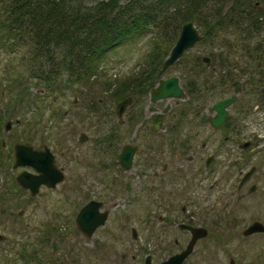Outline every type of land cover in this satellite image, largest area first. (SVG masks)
I'll return each instance as SVG.
<instances>
[{
    "label": "rangeland",
    "instance_id": "obj_1",
    "mask_svg": "<svg viewBox=\"0 0 264 264\" xmlns=\"http://www.w3.org/2000/svg\"><path fill=\"white\" fill-rule=\"evenodd\" d=\"M4 17L0 10V142L3 137L4 146L9 148L5 154L2 153L0 167V233L6 237L0 241V264H143L147 254L151 255L153 263H158L179 252L189 240L188 233L176 227V223L183 221L176 217L180 216L184 205L194 216L193 223L209 231L206 238L197 242L184 264H228L230 257L237 258L236 264H264V234L245 240L237 237L233 241L227 231V221L232 213L238 214L234 216L240 222L241 231L243 224L264 212V168L262 188L256 197L249 199L242 216V204L232 202L224 208V203L216 198L210 173L204 171V167H196L198 165L189 167L187 176L170 181L178 180L179 185L175 188L170 185L166 189L167 192L174 190V193L164 201L146 203L143 194V201L133 202V208L125 212L121 211L124 206L125 209L130 206L128 201L115 199V175L120 169L114 161L99 165L92 161L93 167L85 166L97 141L114 134L115 111L119 101L116 89L123 82L128 84L129 80L143 76L144 71L157 67V60L152 55V52H156L157 40L160 41L156 31L127 39L108 51L94 65L92 73L88 72L90 77L85 82L73 84L71 80L65 83L56 78L54 83H44L41 78L33 76L27 67V43L31 36L25 34L17 42L6 35ZM225 32L229 35L223 34ZM233 34L232 30H222L211 39L206 38L164 72L162 78H180L187 98L151 104L145 95V100L139 103L144 108L138 112V119L132 123L131 129L134 130L140 121H145L143 128L150 125L149 105L160 107L161 104L176 102L175 112L181 105L188 111L202 101L203 95L211 104L216 97L229 94L232 85L222 87L218 83V68L221 66L217 57H225V64L228 65L234 56L241 54L236 47L229 49V42H225L235 40ZM174 40L161 42L158 58L167 54ZM260 41H264V28L259 35L249 38L250 46ZM211 54L215 57L214 65L206 68L201 58L206 55L212 61ZM240 65L238 62L237 66ZM205 78L214 80L215 86L208 93L201 92L199 100L198 94H192L205 85ZM142 96L136 95L135 99L137 97L139 101ZM7 120L12 121L8 131L4 129ZM198 120L192 119L189 125L184 120V123L181 122L182 128L184 131L208 133L210 130L207 126L199 128L194 125ZM83 133L88 140L80 143L79 136ZM128 136L129 133L116 142V148L129 142ZM202 140H198L196 148H199ZM25 142L35 146L41 143L47 145L55 155L56 164L65 172L63 182L53 191L35 199L20 191L15 181L20 169L12 168L13 145ZM138 142L144 143L145 140ZM209 151H202L201 157L207 156ZM139 169L133 167L129 171L132 182L139 181L134 175L139 173ZM183 169L187 171L186 167ZM91 198L102 200L110 214L106 224L87 238L77 229L75 215ZM116 202L119 203L117 208ZM20 211L23 212L20 214ZM165 214H173L171 224L169 220L163 223L158 219V216ZM132 227L137 230V239L131 236ZM53 244L55 249L52 248Z\"/></svg>",
    "mask_w": 264,
    "mask_h": 264
},
{
    "label": "flooded vegetation",
    "instance_id": "obj_2",
    "mask_svg": "<svg viewBox=\"0 0 264 264\" xmlns=\"http://www.w3.org/2000/svg\"><path fill=\"white\" fill-rule=\"evenodd\" d=\"M240 53V55L234 56L233 61L228 64L232 71L236 73V79L233 82L223 84L224 87L229 84L232 85L229 94L216 97L211 104L208 103L207 97L203 95L202 101H198L193 106V109L191 108L188 111L186 107L181 105L175 112L174 105L178 104L176 102L173 104H161L160 107L149 105L147 111L150 112L148 116L150 125L144 128L143 124L145 121H140L139 125L136 124L138 126L134 130L131 129V125L138 119V112H141L142 108H144V106L141 108V104L139 103L145 100V95H147V100L151 104H158L166 100L162 99L152 102L150 98V91L162 78L161 75L157 72L152 79L153 75L148 74L153 70L151 69L144 71V77L140 76L134 80H129L127 86H125L126 83L120 86L118 93L119 101L115 111L116 127L114 134L109 136L112 137V141H107V137H103L101 141H97L96 147L92 148L93 153L86 159L85 166L93 167L92 161L97 165L102 162L114 161L115 166L119 167V173L115 175V199L126 200L130 205L126 209L124 206L121 212L129 210L131 207L133 208V202L135 204L138 200L143 201V194L146 203L164 201L166 197H170L174 193V190L167 192L166 189L170 185L174 186V188L179 185L178 180H174L172 183L170 181L187 176L190 172L189 167L198 165L196 167H204V171L210 173L212 188L217 193L216 198L220 200V203H224V208L232 202L242 204L243 211L240 213L243 216L249 199L256 197L263 185L264 51H242ZM238 62H240V66H237ZM211 65H213V61L210 59L209 67H207L210 68ZM169 77H166V79ZM155 80L156 83H154ZM147 81L148 83L146 84ZM153 83L154 86H150ZM237 85L239 86V90L235 92ZM214 86L201 85L198 90L193 91L192 96L198 94V99L200 100V93L206 92L204 88H213ZM130 91L131 93L128 94ZM141 94L143 96L139 101L137 97L135 99L136 95L139 96ZM233 94H236V100L226 108L227 115L224 122L219 127L213 126L210 122V118L216 115L215 110L211 111L213 105L217 101ZM126 99H129V101L124 110L119 113V104L122 100ZM172 100L176 99L173 98ZM194 118L196 120L199 119L194 123L196 127L207 126L210 131L208 133L191 130L184 131L181 122L184 123V120H186V124L189 125ZM176 129L179 130L176 131ZM128 133L130 141L124 142L119 145V148H116V142L123 140ZM87 138H85V141L88 140ZM199 139L203 140L199 143V148H196ZM139 140H145V142H138ZM25 144L31 145L33 149L38 151H45L46 147L49 148L44 143L39 144V146L26 142ZM4 145L2 137L0 142V159H2V153L5 154V150L9 151L8 146ZM108 145L110 147L106 149ZM126 146L133 149L132 158L128 166H126L129 167L128 169H124L123 167L125 166L119 160V155ZM209 149L210 153L207 156L201 157L202 151ZM94 150H96L95 154ZM3 161L5 162L4 159ZM54 161L56 163L55 155ZM1 165L2 163H0V167ZM5 165L7 166L8 163L5 162ZM12 167L14 166L12 165ZM133 167H140L139 173L134 174L138 177L139 181L132 182L133 178L128 175ZM183 167H186L187 171H184ZM17 169H20L17 175L24 171H28L34 175L38 174L30 166H23ZM62 170L64 169L62 168ZM140 177H143V179L141 180ZM18 188L21 192L30 195L28 189L20 185H18ZM54 189L42 184L38 187L36 194L30 196L32 199L39 198L43 193H48ZM93 199L101 202L104 207L105 204L102 200ZM89 200H86V202ZM115 206L117 208L119 203L116 202ZM104 209L106 210V208ZM107 212L109 216L110 211L107 210ZM189 212L185 205L182 206L181 217L178 216L176 218L183 219V221L178 223H184L195 228H203L208 231L206 227L194 224V216L189 214ZM171 215L173 214L160 215L158 219L163 223L169 220L171 224L173 221V219H170L173 218ZM234 215L237 216L238 214L232 213L227 221L228 235L231 236L233 241H236L237 237L245 240L264 234V230L262 232L254 231L250 234H244V231H247L256 222L264 227V212L257 214L251 222L243 224L241 231L239 230L240 222L236 221ZM150 218H153V216ZM150 227L148 224V228ZM132 229L136 230L134 227ZM254 230H257V228H254ZM182 231L187 232L189 235L187 230ZM135 232L138 238L137 230ZM240 232L241 236L239 235ZM234 247L235 245L232 246V249ZM232 258L230 257L229 260ZM233 259L236 264L237 258Z\"/></svg>",
    "mask_w": 264,
    "mask_h": 264
},
{
    "label": "trees",
    "instance_id": "obj_3",
    "mask_svg": "<svg viewBox=\"0 0 264 264\" xmlns=\"http://www.w3.org/2000/svg\"><path fill=\"white\" fill-rule=\"evenodd\" d=\"M0 10L6 35L17 42L25 34L31 36L27 67L44 83L56 78L84 81L108 51L151 30L160 40L152 54L158 65L148 73L154 76L162 58H158L161 42L176 40L181 25L189 21L202 29L203 40L232 30L235 40L225 41L229 49L264 51V41L254 46L249 42L264 28V0H0ZM217 59L218 83L233 82L236 73L225 64V57ZM214 82L203 80L207 85Z\"/></svg>",
    "mask_w": 264,
    "mask_h": 264
},
{
    "label": "water",
    "instance_id": "obj_4",
    "mask_svg": "<svg viewBox=\"0 0 264 264\" xmlns=\"http://www.w3.org/2000/svg\"><path fill=\"white\" fill-rule=\"evenodd\" d=\"M201 36L193 26L192 22H188L182 25L180 34L175 44L169 51L162 63L161 70L159 74L165 72L171 65H173L183 53L194 46L197 42L201 40ZM206 60V58H204ZM239 86H236L235 92H238ZM151 101H157L159 99L167 98H185L184 91L179 84V79L176 76L170 77L168 79H160L159 84L154 87L151 92ZM236 100V95L229 98L216 102L211 111L215 110L216 115L210 118V122L213 126L219 127L226 118V108L231 105ZM129 99L122 101L119 105V113L124 110ZM85 135L81 134L80 141L85 140ZM133 155V149L126 146L119 155L120 162L125 166L124 169H128V166ZM15 158L16 162L14 166L19 165H31L40 175H33L27 172L21 173L17 176V181L25 188H29L32 195H34L38 187L41 184H47L50 187H54L59 182L63 181V172L54 164V157L51 152L46 149L44 152L33 150L32 147L23 144L15 145ZM101 202L91 200L86 205L81 207L76 215V224L87 237H91L94 231L99 227L104 225L107 218V211L100 212ZM178 228L186 229L191 234V239L187 246L178 253L169 256L166 260L158 264H182L183 261L191 254L193 251L196 241L200 238L206 236L207 231L203 228H195L185 224H178ZM257 228V230H254ZM264 227L258 222L254 223L244 234H250L254 231H263ZM132 236L136 238V233L133 230ZM0 239H4L0 235ZM144 264H152L150 255H147ZM229 264H234L233 260H230Z\"/></svg>",
    "mask_w": 264,
    "mask_h": 264
}]
</instances>
